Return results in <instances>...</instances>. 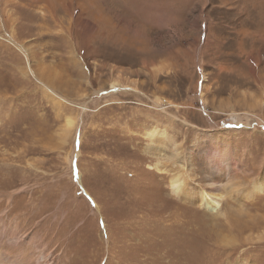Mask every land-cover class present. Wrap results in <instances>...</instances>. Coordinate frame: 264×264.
I'll return each instance as SVG.
<instances>
[{
	"label": "rangeland",
	"instance_id": "374dc122",
	"mask_svg": "<svg viewBox=\"0 0 264 264\" xmlns=\"http://www.w3.org/2000/svg\"><path fill=\"white\" fill-rule=\"evenodd\" d=\"M78 1L83 26L57 0H0V192L17 190L0 226L38 264H264V197L213 215L172 196L145 153L166 125L187 151L235 154L243 187L264 177V0Z\"/></svg>",
	"mask_w": 264,
	"mask_h": 264
},
{
	"label": "bare ground",
	"instance_id": "6f19581e",
	"mask_svg": "<svg viewBox=\"0 0 264 264\" xmlns=\"http://www.w3.org/2000/svg\"><path fill=\"white\" fill-rule=\"evenodd\" d=\"M46 1L52 2L53 0ZM57 1L60 4V11H66L67 13H70V11L72 10L76 19V24L79 26H83L80 23V18L84 15L85 10H87L85 8V3H81L78 0ZM56 10H52L53 15L57 13ZM77 12H79L78 15L76 14ZM8 40L12 43L11 45H15L18 47V49H22L25 54L27 53L25 47L18 45L11 37ZM38 80L43 83L44 94L52 98L58 106L60 103H62V105H65V103L68 102L65 97L57 93L53 86L43 81L41 78H38ZM116 84L117 82H112V88H116ZM80 103L82 104L83 102ZM82 108H86L84 104H82ZM235 116L236 117L233 119L235 120V124L237 127L241 125H246L247 127H250L254 123L259 121V118H249L245 115ZM260 120L263 119L260 118ZM78 121L79 118L73 115L66 116L64 126L58 133L59 141L63 142L65 140V138L67 137L66 135L75 127V125H77ZM145 136L148 139L147 145L145 147V153L150 155L151 158H154V161L148 164V168L160 174H169L170 194L178 198L179 200H182L183 202H187L189 204L193 203L196 206H203L211 213H213V215H217L218 213L227 215V212H225V210L227 209H225V207L226 205L230 204V200L249 201L250 203L255 204L257 202H260V199L264 197L263 176L261 179H257L256 181H254L253 184L249 187H243L242 185L234 181V176L237 174L236 168H240L239 164L235 162V154L233 155L232 152L230 153L231 155L229 154L227 160L225 158V161H222L220 158L214 156L211 153L210 149H206L199 153H195L194 151H187L181 143L177 142L175 138L169 134L168 127L166 125L165 127H158L156 125L152 127L150 126V128L147 129ZM5 157V155H0V161L2 162L3 160H5ZM227 166H229V168ZM199 170H201L202 172H199ZM200 173L203 174V177H216V180H214L213 183L208 182V184H199V187H190V184H194L192 180L193 177L197 176ZM16 192L17 190L11 192L9 195L0 192V199L6 198L10 204V201L14 197ZM2 203L3 202H1L0 204ZM237 211L240 214L244 211L242 204L237 206ZM239 213L238 215H240ZM7 214L8 212H5V215ZM238 219L235 220L237 221ZM227 221L232 224L231 218L227 217ZM230 227L233 226L230 225ZM19 228L20 227L14 228L11 232H5L7 230L6 227L0 226V264H7L10 262H12L13 264L39 263L40 260L38 254L34 251L35 249H33L32 247L28 248V252L25 253V255L20 252V246H22V242L20 241V243L19 239H17V236L20 232ZM238 229L240 231H243L241 226H239ZM7 240H10V242L11 240H13L15 243H9L7 245L5 243V241ZM256 240H264V232L261 233V235H259ZM231 241L232 240H230L229 242ZM33 244L36 245L35 237L33 238V240H30V245Z\"/></svg>",
	"mask_w": 264,
	"mask_h": 264
}]
</instances>
